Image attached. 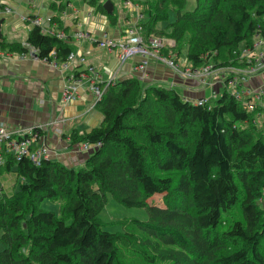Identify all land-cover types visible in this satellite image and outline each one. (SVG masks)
<instances>
[{
    "label": "trees",
    "instance_id": "obj_1",
    "mask_svg": "<svg viewBox=\"0 0 264 264\" xmlns=\"http://www.w3.org/2000/svg\"><path fill=\"white\" fill-rule=\"evenodd\" d=\"M139 5L143 37L171 38L176 53L186 44L192 67L210 59L222 66L264 39V0H196L192 10L186 0ZM0 46L33 47L58 64L71 52L38 23L25 43L0 37ZM252 106L225 89L199 105L135 76L111 81L97 103L99 125L71 135L72 143H98L81 167L4 152L0 173L13 171L19 187L0 193V264H264V99ZM155 194L163 206L148 202ZM108 195L146 208L147 220L104 229ZM43 199L59 202L58 212L40 208Z\"/></svg>",
    "mask_w": 264,
    "mask_h": 264
},
{
    "label": "crops",
    "instance_id": "obj_2",
    "mask_svg": "<svg viewBox=\"0 0 264 264\" xmlns=\"http://www.w3.org/2000/svg\"><path fill=\"white\" fill-rule=\"evenodd\" d=\"M105 1L5 0L9 11L0 5V37L5 42L25 43L33 24L23 17L31 16L50 30L62 31L74 54V59L63 68L0 46V122L16 129L42 125L39 134L50 149L49 158L75 168L81 167L93 150H79L77 144L72 143L71 135L89 131L102 120V113L93 105L94 95L89 89L93 76L88 70L89 65L93 66L95 79L99 83L135 76L145 84L173 88L190 101L201 96L212 99L222 93L220 87L208 84L211 94L208 97L206 88L201 90L196 85L192 87L197 83L194 77H181L154 57L147 58L144 72H138L135 64L140 60L139 57L135 56L120 64L115 50L99 48L91 39L77 38L76 31L85 30L95 39L107 36L118 40L126 36L127 28L137 22L147 21L140 11V0H129L130 4L124 0L122 9L117 13L113 5L112 17L104 8H99V4ZM52 17L56 18V23H51ZM163 26L162 22L158 23V27ZM163 38L166 40L164 48L168 51L166 55L173 53L177 60L178 53L176 55L169 49L173 40ZM80 56L84 58L83 61H80ZM184 66L190 67L192 63L188 60ZM70 82L75 83L76 92L72 99L64 100L62 89ZM247 85L264 91V70L251 75Z\"/></svg>",
    "mask_w": 264,
    "mask_h": 264
},
{
    "label": "built area",
    "instance_id": "obj_3",
    "mask_svg": "<svg viewBox=\"0 0 264 264\" xmlns=\"http://www.w3.org/2000/svg\"><path fill=\"white\" fill-rule=\"evenodd\" d=\"M126 4H130L129 0L124 1ZM5 0H0L1 8L5 11H9V8L7 5H5ZM24 20L31 22L32 24L38 23L41 26V29L45 33L55 34L57 37L61 39L67 38V36L60 30L53 31L50 30V28L43 26L40 21L36 17H23ZM143 27L141 22H137L136 24L132 25L131 27L127 28L125 30L126 36L122 39L114 40L110 37L104 36L101 38H92L90 33L85 30H78L75 33V36L77 38H87L91 39L97 47L99 48H107L110 50L116 51V57L120 64L124 63L130 58L133 57H139L140 60L135 64V70L138 72H144L147 66V58L148 57H154L164 64H166L168 67H170L174 72H176L181 77L187 78V77H204L208 70L210 69V66H207L205 68L198 66V67H179L177 64V60L175 55L173 53L166 55L162 54L160 52V49H162L166 45V40L163 37L159 36H150L147 39H145L142 35ZM174 45V40L173 44ZM257 47H262L263 51L259 52L257 56H254V49ZM264 52V39L257 37V39L254 41L251 48L241 47L239 55L241 58H246L247 60H250L251 58L255 60V62L252 65H249L247 69L240 72L241 75H233L230 77L227 81V84L229 86L232 85L234 87V84L236 83L237 77L244 79V76L246 74H252L262 68H264V61H260V58L263 57L262 53ZM21 54H27L30 57L38 58L37 56V50L33 47L28 46V50L25 53ZM52 54H54V51H52ZM54 67L61 66L63 68L67 67L71 60L74 59V54L70 52V54L67 57V60L58 64L54 58L51 60H46L44 58H40ZM84 58L80 56V61H83ZM88 70L92 73V79H90L89 83V89L94 95V102L93 105L97 106V103L102 98L103 92L106 88V86L113 81L112 79L106 80L103 83H99V81H96L95 71L93 66L89 65ZM76 92V85L74 82H70L64 86L62 89V97L64 100H70L74 97ZM229 92L234 95V97L244 102L247 105L248 110H252L253 103H257V99H261V101L264 99V91L262 89H258L255 91V93L251 92L248 88H243L240 91H237L236 89L229 90ZM252 97H255V99H252ZM247 98H249L247 100ZM208 98L205 96H201L197 98L195 101H192L195 104L203 105L206 104ZM260 101V103H261ZM42 128V125L29 127L27 129H16L11 128L8 125H6L4 122H0V165L3 163L4 159V152L11 153L16 159H20L22 156H27L34 164L39 165L44 158H49V147L46 144V142L40 137L39 130ZM78 149L81 151H91L95 150L98 147V143L92 144L89 142H80L77 144ZM2 190V184H0V192Z\"/></svg>",
    "mask_w": 264,
    "mask_h": 264
},
{
    "label": "rangeland",
    "instance_id": "obj_4",
    "mask_svg": "<svg viewBox=\"0 0 264 264\" xmlns=\"http://www.w3.org/2000/svg\"><path fill=\"white\" fill-rule=\"evenodd\" d=\"M123 1L124 0H112L116 13L119 12L120 9H122V2ZM195 7H196V0H186L185 9L192 10ZM28 17H31V16H25V18H28ZM168 19H169L168 22L174 20V13L173 12L169 13ZM166 23H167L166 21H163L162 25L163 24L165 25ZM164 47L162 49H160V52L162 51V54H167L168 51ZM169 49L173 52L176 51V50H172V48H169ZM165 50H166V52H165ZM261 51H263V48L257 47L256 49H254L253 55L257 56V54ZM176 55H177V53H176ZM215 56L217 57L218 54L216 53V55H214L213 57H215ZM262 56L263 57L260 58V61H264V52L262 53ZM213 57H212V59H213ZM224 57L225 56H222V58H224ZM237 58L235 59V57H232V58H230L231 60H226L227 62H225V64L222 66H215V65L213 66V64H215V62H213L210 59V61H208L206 64L200 66V68L201 67L205 68L206 65L210 66L208 73L204 77L195 76L193 78V80L196 81L197 83L196 84L194 83V85H192V87H194L196 85L199 88L201 87V90L206 88V95L208 97H210V95H211L210 94V88L207 87L208 84H212L216 88L220 87V89H222V93H223L224 89L227 91L233 90V89L240 91L243 88H248L251 92L255 93V91L258 89H254V87L247 85L248 84V78L251 75L254 76V75L262 72L264 70V68L254 72L256 74H254V73L246 74V76H244V79L237 77V79H235L236 83L234 84V87H232V85L229 86L227 84V81L230 77H232V74L233 75H241L240 72L244 71L248 67V66L243 67V65L240 64L241 61L239 58H241V56H239L238 59ZM218 60L220 61L223 59L219 58ZM250 60H251L250 61L251 63L249 65H252L255 62V60H253L252 58ZM187 62H188L187 46H186V44H183L181 46L179 52H178L177 64L179 65V67L183 68V67H185L184 64H186ZM190 83H192V82H190ZM195 89H197V88H195ZM222 93H220L218 96H216L214 98L216 99ZM214 98L213 97H212V99L208 98L207 100H211V103H214V100H215ZM252 99H255V97H252ZM256 101H257V103H260L261 99H257ZM0 184H2L1 192H4V193L14 192L19 187V181L17 180L16 175L13 171L0 173ZM148 202L152 203V204L159 205V206H163L164 205L163 194H155V195L151 196L148 199ZM40 208L45 209V210H49V211L58 212L59 202L51 201L49 199H43L40 202ZM99 218L103 224L102 226L104 229L112 231V232H118V231L125 230L126 225L129 224V222L133 219H138V220H142V221L147 220L148 212H147V209L144 207L125 206L122 203H120L119 201H117L114 197L108 195L107 201H106L104 207L99 212ZM0 247H1V245H0Z\"/></svg>",
    "mask_w": 264,
    "mask_h": 264
},
{
    "label": "water",
    "instance_id": "obj_5",
    "mask_svg": "<svg viewBox=\"0 0 264 264\" xmlns=\"http://www.w3.org/2000/svg\"><path fill=\"white\" fill-rule=\"evenodd\" d=\"M104 10L107 13H113V4L110 0H106L103 4H102ZM1 22V21H0Z\"/></svg>",
    "mask_w": 264,
    "mask_h": 264
}]
</instances>
